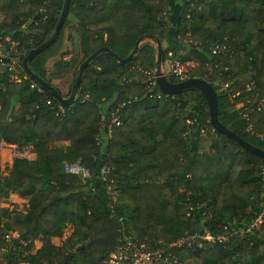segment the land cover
<instances>
[{"label": "trees", "instance_id": "trees-1", "mask_svg": "<svg viewBox=\"0 0 264 264\" xmlns=\"http://www.w3.org/2000/svg\"><path fill=\"white\" fill-rule=\"evenodd\" d=\"M175 5L178 11L173 16L170 7ZM62 6L63 0H48L47 19L24 30L19 37L26 47L22 59L50 37ZM164 7L167 22L162 17ZM29 13L24 4L0 1V24L13 38L22 28L19 16ZM70 13L76 17L73 24ZM67 26L71 50L63 59L67 51L60 50ZM172 29L184 53L165 43ZM138 39L154 43L140 42L126 64L109 52L88 62L74 102L63 105V118L53 114L61 103L44 87L42 93L31 88L34 80L21 64L20 81L0 71V142L43 148L41 162L17 157L9 176L0 174V203L12 192L30 198L25 212L0 207V242L6 230L28 240V249L39 238L41 247L24 257L25 264H106L121 227L151 247L157 240L170 245L194 233L229 235L221 242H204L194 252L169 250L180 264H264V159L213 129L198 89L166 95L155 80L149 85L147 79V72L156 70L157 43L161 63L167 51L182 61L196 62L188 77L202 78L214 88L220 122L264 150V141L246 130L250 121L217 91L218 82L227 83L239 93L237 101L251 97L255 105L262 100L250 120L254 133L264 132V0H70L53 43L27 63L33 73L68 97L79 65L91 53L107 47L124 58ZM214 43L228 45L229 52L212 54ZM58 54L48 72L46 62ZM167 77L178 81L172 74ZM118 104L123 105L122 123L107 137L101 116ZM203 128L215 133L208 149L202 147ZM160 147L172 165H163L156 154ZM76 160L89 169L85 182L62 170L64 162ZM101 165L109 170L106 176L112 179L117 199L126 195L131 205L122 206L116 199L110 210L107 183L99 178ZM260 214L259 227L246 231ZM68 224L70 235L61 245H53L50 239L61 237ZM168 260L153 264H169Z\"/></svg>", "mask_w": 264, "mask_h": 264}, {"label": "built area", "instance_id": "built-area-1", "mask_svg": "<svg viewBox=\"0 0 264 264\" xmlns=\"http://www.w3.org/2000/svg\"><path fill=\"white\" fill-rule=\"evenodd\" d=\"M12 1L24 4L26 9L29 12L31 11V13H29L27 16H19L18 21H22V28L21 31L17 33V38H13L8 35L6 33L7 28L5 26H1L0 24V71H8L10 73L11 79L20 81L22 77L19 75V71L21 70L20 64L22 62V56L26 52V47L21 44L19 37L23 36L24 30L28 29L30 26L43 23L47 19L46 5L48 4V0H43L38 5L34 3L35 0ZM186 16L188 17L189 15L187 14ZM162 17L163 20L167 22L168 12L165 7L162 10ZM188 27L189 26L187 25L186 35H189ZM210 49L211 53L214 55H225L229 52L228 45L224 43H214L211 45ZM165 61L170 65V74H172L178 81H183L189 78L188 72L191 68L197 65V63L192 60L182 61L179 57L174 56L171 51H167ZM147 73L148 84L150 85L155 80V74L152 71H148ZM217 86L218 93L224 94L229 99V101L240 110L239 114L244 120L250 121L246 127V130L253 133L260 141H264V132L254 133L253 124L250 120L251 114L255 109H258L262 100L255 105H253L251 97L245 100L237 101L239 98V93L233 91L227 83L218 82ZM30 87L35 88L36 91L40 93L43 92L42 86L35 81H31ZM246 89L250 91V85H247ZM84 99H87V95L84 96ZM46 103H51L50 98L46 99ZM122 106V104H118L109 112L108 115L101 116V122L103 125H105L107 130V137L110 136L111 129L113 127L120 126L122 123ZM65 113L66 109L61 104H58L53 111V114L59 118H63ZM5 145L7 148H9L13 157H23L29 150H31V146L29 144L18 145L16 143H9ZM62 170L66 174L78 176L82 182H85V180L90 176L88 167L82 164L79 160L74 162H64ZM108 171L109 170L105 165H101L99 168V178L107 183L106 189L109 196V207L111 210L113 202L116 200L117 190L113 187V185H111L112 179H109L106 176ZM188 208L191 207L188 206ZM260 218L261 214L250 222L246 231L257 229L259 227ZM228 238L229 235L212 237L194 233L180 237L170 245H166L162 240H157L156 243L151 247L146 246L129 230L121 227L120 238L114 249L108 254L105 263L153 264L156 261H161L168 258L169 260L167 262L169 264H180L178 261V256L169 250L170 247L182 248L184 250L194 252L198 248H201L204 242H221V240H226ZM27 247L28 240L22 239L18 232L14 230L4 231L0 242V264H25L26 261L24 260V257L34 254L30 253L32 247L29 249Z\"/></svg>", "mask_w": 264, "mask_h": 264}, {"label": "water", "instance_id": "water-1", "mask_svg": "<svg viewBox=\"0 0 264 264\" xmlns=\"http://www.w3.org/2000/svg\"><path fill=\"white\" fill-rule=\"evenodd\" d=\"M70 0H63V6L61 9V12L59 14L57 23L54 27V30L50 37L39 44L35 48H31L27 55L22 59L21 65L24 68L25 72L27 75L37 82L39 85L47 89L53 97H55L62 105L68 106L71 105L74 102L76 92L80 86L83 71L85 67L87 66L88 62L92 60L94 57H96L99 53L101 52H109L111 55H113L118 62L121 64H126L128 61H130L134 54L137 51V47L141 41V39H138L135 43V47L132 49V51L124 58H120L117 56L115 53L110 51L107 47H101L97 50H95L93 53H91L78 67V73L76 76V79L71 87V91L68 97H62L56 89H54L53 86H51L46 80L40 78L37 76L35 73H33L28 66V59L31 58L33 55L36 53L40 52L43 50L45 47L48 45L52 44L53 41L55 40L56 36L58 35L64 20L67 16L68 12V7H69ZM161 56H162V50L161 46L159 43L156 44V70H155V82L159 88V90L166 94V95H174L184 89L187 88H196L200 91V93L204 96L206 103H207V108H208V113H209V118H210V123L213 127V129L219 133H222L229 138L235 140L240 146L243 147L246 151L257 155L261 158L264 159V150L260 149L246 141H244L242 138H240L237 134H235L233 131L230 129L226 128L218 119V112H217V102H216V92L214 88L204 79L199 78V77H190L187 78L183 81H170L162 70L161 66Z\"/></svg>", "mask_w": 264, "mask_h": 264}, {"label": "rangeland", "instance_id": "rangeland-1", "mask_svg": "<svg viewBox=\"0 0 264 264\" xmlns=\"http://www.w3.org/2000/svg\"><path fill=\"white\" fill-rule=\"evenodd\" d=\"M145 40L151 41L152 43H154L150 39H145ZM145 40H142L140 42H143ZM67 52H69V51H67ZM184 55H187V53ZM67 58H69V57L67 56ZM67 58H64V59H67ZM51 61L52 60H49L46 63L47 71H51L53 68V63ZM165 63H166L165 67L164 68L162 67V69H163L164 73H166V75H167V74H170V72H169L170 71V65L168 62H165ZM201 135H202V147H203V149H206V148L208 149L210 147L212 141L215 138V133L213 132V130L203 128V130H201ZM59 147H62V145H60ZM42 153H43V148L40 147V148H37L34 150H29L23 157H20V158H27L29 160H35L37 162H41L42 161L41 160ZM156 154L161 159V161H163V165L169 166L171 164L166 159V151L163 149V147L158 148V150L156 151ZM14 158H17V157H13L10 153L9 148H7L5 144H3V143L1 144V142H0V174L3 177L9 176L10 165H11ZM116 199H117V195H116ZM29 200H30L29 197H21L17 193L12 192V193H8L5 197H3L2 202L0 203V207H9V208L15 207L18 210L25 212L27 210L28 205H29ZM117 201H120V205H122V206L131 205V201L129 200L128 196H126V195H124L120 199L118 198ZM71 231H72V226L68 224L66 226V228L63 230L62 236L61 237H52L50 239L51 243L53 245H61L62 242L65 240V238L70 235ZM41 245H42V241L39 238L34 240L30 253H35L36 250L41 247Z\"/></svg>", "mask_w": 264, "mask_h": 264}, {"label": "crops", "instance_id": "crops-1", "mask_svg": "<svg viewBox=\"0 0 264 264\" xmlns=\"http://www.w3.org/2000/svg\"><path fill=\"white\" fill-rule=\"evenodd\" d=\"M178 11V7L175 5V7H170V14L171 15H175V13ZM71 20V24H73L75 21H76V17H74L73 13H70L69 16H68ZM69 26H67L64 30V37H63V46L60 50V52L62 51H70L71 50V32L68 28ZM165 43L166 44H169L172 48H174L175 50H178L180 53H184L185 51V48L183 46V44H180L177 37L174 35V30H170L168 32V36H167V39L165 40ZM69 57L70 54L69 52H66L62 58H67V56ZM60 54L56 55V56H53L51 57L49 60H52L51 62L54 64V62L59 58ZM68 59V58H67ZM47 61V62H48ZM46 62V63H47ZM166 61H164L163 63H161V66L164 68L165 67V63ZM45 68L47 70V67L45 65ZM163 70V69H162ZM50 72V71H48Z\"/></svg>", "mask_w": 264, "mask_h": 264}]
</instances>
